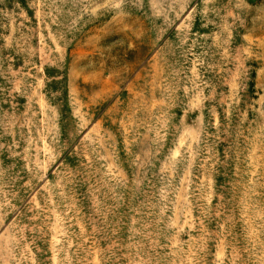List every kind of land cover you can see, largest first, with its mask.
<instances>
[{"label":"rangeland","instance_id":"1","mask_svg":"<svg viewBox=\"0 0 264 264\" xmlns=\"http://www.w3.org/2000/svg\"><path fill=\"white\" fill-rule=\"evenodd\" d=\"M0 264H264V0H0Z\"/></svg>","mask_w":264,"mask_h":264}]
</instances>
